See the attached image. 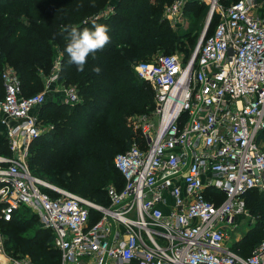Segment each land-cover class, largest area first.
<instances>
[{"label":"built area","instance_id":"1","mask_svg":"<svg viewBox=\"0 0 264 264\" xmlns=\"http://www.w3.org/2000/svg\"><path fill=\"white\" fill-rule=\"evenodd\" d=\"M195 1L208 5L209 22L188 59L158 53L133 65L152 85L155 120L114 155L124 183L106 188V205L30 171L29 144L43 133L35 111L46 91L23 95L15 69L3 66L0 121L9 153H0V219L33 211L52 233L53 264H264V239L243 256L227 245L226 232L245 211L243 195L264 190V148L256 142L264 129V0L225 9L219 0ZM55 65L47 86L58 79ZM64 92L65 101L79 98L73 86ZM0 264L35 263L8 255L0 237Z\"/></svg>","mask_w":264,"mask_h":264},{"label":"trees","instance_id":"2","mask_svg":"<svg viewBox=\"0 0 264 264\" xmlns=\"http://www.w3.org/2000/svg\"><path fill=\"white\" fill-rule=\"evenodd\" d=\"M110 1L0 0V99L4 96L1 71L5 64L17 72L22 94L31 95L42 90L57 60L60 81L77 88L79 95L73 103L45 101L40 106L38 119L43 115L47 125L30 145L32 173H44L62 187L105 205L109 203L106 188L113 184L121 189L124 183L113 157L126 150L135 137L131 119L154 108V90L134 74L133 65L149 60L159 50L166 54L179 51L186 61L193 51V32L198 29L194 19L184 31L172 30L150 0H116L111 7ZM186 2L207 7L204 2ZM217 20L213 15L207 35ZM94 23L108 26L110 42L95 58L90 55L84 71L79 72L68 62L67 33L61 30L74 26L82 31ZM96 67L101 69L99 74ZM256 142L264 148V129L258 131ZM0 153H9L1 121ZM209 192L219 201L223 198L220 191ZM243 197L245 207L247 203L264 206V190L251 189ZM28 210L22 207L11 220L0 219L5 248L14 255L27 254L40 264L57 263L59 253L52 246L51 231L42 228L37 215ZM249 232L232 247L243 256L262 240Z\"/></svg>","mask_w":264,"mask_h":264},{"label":"rangeland","instance_id":"3","mask_svg":"<svg viewBox=\"0 0 264 264\" xmlns=\"http://www.w3.org/2000/svg\"><path fill=\"white\" fill-rule=\"evenodd\" d=\"M150 1H151V5L156 9V11H158L159 17H161L162 20L166 21L172 30H175L177 32L178 31H180V32L184 31V29L189 25L191 20L195 19L197 21L198 29L193 32V37H194L193 42L194 43H193L192 48H194L197 41H198V38H199L203 28H204V25L206 23V19L208 16V5L206 4L207 7L203 6V8H200L199 5L195 6L194 5L195 3H193V4H192V2L187 3L185 0L182 2L181 6L179 8L177 6V10H175L172 7L174 0L164 1L163 3H160V2L154 1V0H150ZM233 1L234 0H219V2L221 3V5L224 9ZM115 2H116V0H111L109 2V6H112ZM198 10H200V11L198 12ZM192 48H191V50H193ZM161 52H164V51L159 50L156 53H153L151 55V57L154 56L155 54L161 53ZM175 53L178 54L179 57H181L183 59V53H181L179 51H176ZM44 88L45 87L43 84L42 90H44ZM42 90H40V91H42ZM40 91H37V92H40ZM37 92H33V93H37ZM38 114H39V112H38ZM141 116H144V117H142L143 120L138 119L137 117H134V118H132L133 122H132V119L130 121L132 126L134 127V129L136 131L135 137L133 139L136 141H140L142 138L141 137V125L143 124V122L155 120V118L153 116V109L149 113H146V115H141ZM138 117H140V116H138ZM38 120L40 122V125L42 123V125H43L42 130L44 131V127L47 125V118L43 117V115L42 116L40 115ZM31 142H30L29 147H28V156L26 158V162H27V165H28L30 171H31V168L29 165V157L31 155V152H30ZM33 172H35L40 178L44 179L48 183L62 187L61 183H58L57 181L51 180L46 174L41 173V172H36L34 170H33ZM62 188L66 189L65 186ZM28 211L33 212L31 210H28ZM23 212H25V211H22L21 213H23ZM259 216L261 217L260 219H259ZM258 219H259V222H256V220H258ZM2 229L3 228L0 226V237H1L2 245H3L6 253L8 255H12V256H21L20 254H17V255L11 254L10 251L5 248L6 246H5L4 241H5L6 237H5V233L3 232ZM247 232H249V234L254 235V237H256V240L264 239V206L261 203H257V205L254 207L247 203V206L245 207V211H243V213H242V220L240 221L238 227L231 229L229 234L233 235V233H236L237 236H235V234H234L235 237L232 236V239L236 238V240H237L241 235H243ZM23 256H27L30 258V256H28L27 254L23 255ZM34 263L40 264L38 262H34Z\"/></svg>","mask_w":264,"mask_h":264},{"label":"clouds","instance_id":"4","mask_svg":"<svg viewBox=\"0 0 264 264\" xmlns=\"http://www.w3.org/2000/svg\"><path fill=\"white\" fill-rule=\"evenodd\" d=\"M62 34L67 33L65 39L68 41L65 51L69 57V64H74L77 71H84V66L90 55L95 58V53L101 51L110 42L109 28L107 25L94 23L92 28H84L82 31L77 27L68 26L62 28ZM99 74L101 69L94 68Z\"/></svg>","mask_w":264,"mask_h":264},{"label":"crops","instance_id":"5","mask_svg":"<svg viewBox=\"0 0 264 264\" xmlns=\"http://www.w3.org/2000/svg\"><path fill=\"white\" fill-rule=\"evenodd\" d=\"M54 66L56 67L55 64H54ZM54 66H53V68H54ZM56 70L58 71V79H57V81H55V82H53V83H51L50 85L47 86L46 85V82H45V79H44V87H45L44 90L46 91V100L45 101L47 102V101L50 100L52 102H57V103H60V102H68V101H65V92H64V89H65V87H67V85L63 84L60 81V79H59L60 78L59 77L60 64L57 65V69ZM39 109H40V107H38L36 109V111H35V112H37V114L39 112ZM241 220H242V213H240V214H238V215H236L234 217V222H233V225H231V227H227V231H226L227 232V245L230 248H232L234 246V244L236 242H238L240 238L243 237V235H241L236 240V238H233L232 239V236H234V234H235V236H237L236 233H233V235L232 234H229L231 229H234V228L238 227V225H239V223H240Z\"/></svg>","mask_w":264,"mask_h":264},{"label":"water","instance_id":"6","mask_svg":"<svg viewBox=\"0 0 264 264\" xmlns=\"http://www.w3.org/2000/svg\"><path fill=\"white\" fill-rule=\"evenodd\" d=\"M208 22H209V17H207V19H206V24H205V26L208 24Z\"/></svg>","mask_w":264,"mask_h":264}]
</instances>
